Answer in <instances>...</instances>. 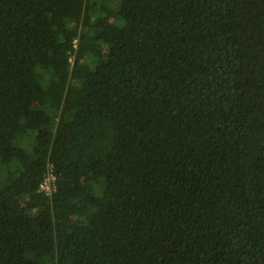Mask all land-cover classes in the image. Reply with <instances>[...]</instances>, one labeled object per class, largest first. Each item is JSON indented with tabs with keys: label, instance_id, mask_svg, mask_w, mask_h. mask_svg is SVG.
<instances>
[{
	"label": "trees",
	"instance_id": "trees-1",
	"mask_svg": "<svg viewBox=\"0 0 264 264\" xmlns=\"http://www.w3.org/2000/svg\"><path fill=\"white\" fill-rule=\"evenodd\" d=\"M0 264H264V0H0Z\"/></svg>",
	"mask_w": 264,
	"mask_h": 264
},
{
	"label": "built area",
	"instance_id": "built-area-1",
	"mask_svg": "<svg viewBox=\"0 0 264 264\" xmlns=\"http://www.w3.org/2000/svg\"><path fill=\"white\" fill-rule=\"evenodd\" d=\"M53 180H54V177L52 176V174H48L45 181L41 185V188L47 191L48 193H51L54 187Z\"/></svg>",
	"mask_w": 264,
	"mask_h": 264
}]
</instances>
